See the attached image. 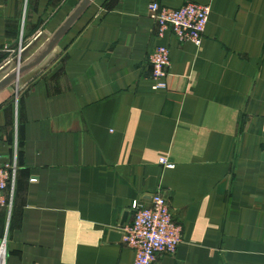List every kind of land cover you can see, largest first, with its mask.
Here are the masks:
<instances>
[{
    "label": "crops",
    "instance_id": "obj_1",
    "mask_svg": "<svg viewBox=\"0 0 264 264\" xmlns=\"http://www.w3.org/2000/svg\"><path fill=\"white\" fill-rule=\"evenodd\" d=\"M190 1L212 8L202 44L159 39L149 4ZM82 2L0 0V81ZM16 90H0L7 264H135L117 234L158 190L183 231L156 264H264V0H92Z\"/></svg>",
    "mask_w": 264,
    "mask_h": 264
},
{
    "label": "built area",
    "instance_id": "obj_2",
    "mask_svg": "<svg viewBox=\"0 0 264 264\" xmlns=\"http://www.w3.org/2000/svg\"><path fill=\"white\" fill-rule=\"evenodd\" d=\"M211 6L187 2L180 7H169L157 2L149 4L151 18L156 23V33L163 39L171 31L181 42L191 41L200 46L209 23ZM151 79L155 89L168 86L167 76L171 65L170 47L158 44L149 55ZM20 91V90H19ZM167 168L175 166L166 157L160 159ZM17 163L3 161L0 156V209L11 206L6 197L10 183H15ZM133 220L122 228L123 242L134 249L135 264H156L164 254H174L182 241V225L173 215L171 204L165 194L152 193L148 204L135 200L131 207ZM5 241L0 245V264H7Z\"/></svg>",
    "mask_w": 264,
    "mask_h": 264
},
{
    "label": "water",
    "instance_id": "obj_3",
    "mask_svg": "<svg viewBox=\"0 0 264 264\" xmlns=\"http://www.w3.org/2000/svg\"><path fill=\"white\" fill-rule=\"evenodd\" d=\"M92 0H83V2L77 7V9L70 15L67 21L62 25V27L58 30L56 35L52 37L49 41L48 45L45 46L41 52H39L35 57L32 58L29 62H19L18 65L11 71V73L5 77L2 81H0V90L6 87L7 85L14 83L19 90L20 86V78L21 76L37 66L42 60L46 57L47 54L51 52L59 39L68 31V29L73 25V23L80 17V15L87 9ZM126 220V215L123 219L122 225H124ZM117 235L122 236V233Z\"/></svg>",
    "mask_w": 264,
    "mask_h": 264
},
{
    "label": "rangeland",
    "instance_id": "obj_4",
    "mask_svg": "<svg viewBox=\"0 0 264 264\" xmlns=\"http://www.w3.org/2000/svg\"><path fill=\"white\" fill-rule=\"evenodd\" d=\"M17 90H18V89H17ZM17 90H16V93H17L16 95H19V92H20V91L18 90V92H17Z\"/></svg>",
    "mask_w": 264,
    "mask_h": 264
}]
</instances>
